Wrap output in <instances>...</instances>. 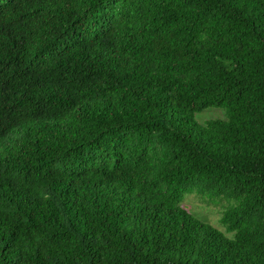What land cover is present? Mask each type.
I'll return each mask as SVG.
<instances>
[{
	"label": "trees",
	"instance_id": "trees-1",
	"mask_svg": "<svg viewBox=\"0 0 264 264\" xmlns=\"http://www.w3.org/2000/svg\"><path fill=\"white\" fill-rule=\"evenodd\" d=\"M0 264H264V0H0Z\"/></svg>",
	"mask_w": 264,
	"mask_h": 264
},
{
	"label": "rangeland",
	"instance_id": "rangeland-1",
	"mask_svg": "<svg viewBox=\"0 0 264 264\" xmlns=\"http://www.w3.org/2000/svg\"><path fill=\"white\" fill-rule=\"evenodd\" d=\"M223 117V111L219 109H206L196 115V119L200 123L212 118ZM225 204V201L219 199H216V202H211L196 195H186L181 205L201 222L211 225L220 231L225 237L231 239L233 238V234L228 233L219 222L221 217V208Z\"/></svg>",
	"mask_w": 264,
	"mask_h": 264
}]
</instances>
